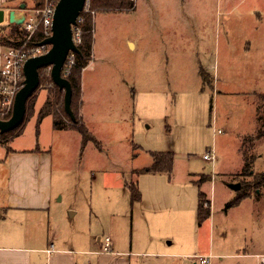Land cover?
<instances>
[{"label": "rangeland", "instance_id": "374dc122", "mask_svg": "<svg viewBox=\"0 0 264 264\" xmlns=\"http://www.w3.org/2000/svg\"><path fill=\"white\" fill-rule=\"evenodd\" d=\"M18 3L27 5L26 14L35 5L18 0L20 12ZM93 20V58L82 72L74 110L80 115L83 106L84 124L101 151L91 142L83 148L75 130L56 131L51 118L40 125L32 117L38 93L48 90L60 113L58 87L43 80L25 124L0 141V206L10 194L37 204L47 184L52 208L0 217V234L18 228L23 218L17 215H26L25 229L54 233L58 209L67 217L77 213L62 236L74 224L103 243L116 238L125 250L155 236L172 249L199 237L200 248L213 245V254L250 252L259 260L241 264H264V186L223 213L225 202L237 200L264 170V137L255 140L264 130L258 120V113L264 116V0H137L134 11L98 13ZM11 32L0 30L4 38ZM40 77L51 78L50 68ZM60 95L65 110V92ZM34 151L40 158L48 153L45 173L22 158ZM208 152H215V163L203 160ZM153 153L173 154L172 175L138 173L151 167ZM127 184L137 185L140 202H132ZM237 184L239 191L231 189ZM201 186L215 221L207 230L199 229L197 215Z\"/></svg>", "mask_w": 264, "mask_h": 264}, {"label": "crops", "instance_id": "0c3cea01", "mask_svg": "<svg viewBox=\"0 0 264 264\" xmlns=\"http://www.w3.org/2000/svg\"><path fill=\"white\" fill-rule=\"evenodd\" d=\"M17 1L18 0H0V11L4 12V21L0 23V30L2 28H6L11 29L12 31V27L10 25H18L16 23L10 22V14L12 11L15 12L17 20H21L23 17L25 18L27 5L18 3L21 9L20 12L16 9ZM23 5L25 6L24 9H22ZM20 26L22 27V25ZM3 34L4 33H0V70L3 64V53L8 48L14 47L16 43H19V41L15 42L16 37L13 36L12 32L8 37L5 38L2 37ZM11 43H13L14 45H12ZM53 97V90L42 91L37 95V100L33 107L32 117H35L36 121H39L40 115L49 110L42 118L40 125L49 118H51L54 123ZM82 108L80 109V117L82 119V122L84 123ZM56 131L63 132V130ZM35 152L36 151H34V153L29 156H22V158L28 159L31 166L36 169L37 173L39 172V170H42V172L45 173L47 170L45 165L47 163L50 164L51 159L48 153L40 158ZM239 152L241 153V150ZM18 153L19 152H15V154H11V157L14 158ZM12 189L13 186H11V192ZM198 191V194L202 192L206 195L207 198L208 195L205 191H203L202 186L198 188ZM40 196L41 200L37 204H30L27 201L15 199L10 194L8 203H3L0 206V209L3 213L2 215L0 214L1 219L7 220L10 216L9 214H17L18 211H40L43 214L44 212H49L52 208L51 187L46 184V187L42 188ZM56 196L57 195H55V197ZM250 198L252 197H247L241 200L238 205L226 209L228 202L232 201L228 200L227 202H225L223 213L225 215H228L229 212L232 211V209H234L235 207L238 208L241 203H244ZM141 200L142 194L140 201ZM208 201L210 202V216L203 222V224L200 223V230H207L208 226L210 229H212L214 226L215 221H213L214 219H212L211 208L212 201ZM259 201L260 199L257 200V202ZM25 216L26 215L16 216L19 219L23 218L22 220L18 221L17 229L13 230L10 233L0 234V264H198L195 260L196 256L212 257V264H226L224 258L235 259L237 261H234L235 264H241L242 259L256 257L259 260V254H253L250 252L244 255L239 253L229 255L213 254V245L207 249L200 248L199 237L192 242L190 241V246H181L182 248L180 247L172 249L170 247L168 248L162 243L163 238L161 236H155L149 238L145 242L146 245L142 244V241H134L133 246L127 250H125L123 246L118 243L116 238L112 240L109 237L111 240L110 250L106 251L105 243H103L102 238L98 237L97 239H94V237L97 236L96 234L93 235L91 231L87 232L85 230H81L79 226L77 227L74 224H72L73 227L71 226L70 233L67 232L64 236L59 234V231H64L63 229L67 227V224L69 222L68 219L71 220L72 218L77 216L76 212H70V216L67 217V215H65L63 211L54 209V233H50L49 231L48 235L46 236H44L43 234L41 235V232L30 228L25 229L22 224V222H25L26 220ZM37 226L38 225H36V227ZM42 231H44V229H42ZM136 243L137 245H135ZM218 258V263H215L214 259ZM253 264L259 263L258 261H256V263H254L253 261Z\"/></svg>", "mask_w": 264, "mask_h": 264}, {"label": "trees", "instance_id": "16d2710c", "mask_svg": "<svg viewBox=\"0 0 264 264\" xmlns=\"http://www.w3.org/2000/svg\"><path fill=\"white\" fill-rule=\"evenodd\" d=\"M137 1V0H136ZM136 1L132 0H90V10L94 12L96 15L98 13H116V12H129L134 11L136 9ZM35 5L34 8L41 9L45 5V0H34ZM81 17L84 18V22L81 25V37H82V43L79 45V53L75 55V65L73 66L70 74L67 76V79L72 85L73 89V97H72V104L71 109L74 115V119H72L63 109L62 110V99H61V91L59 88H57L56 93V103L60 108L59 111L54 110V128L56 130H65V129H72L77 131L82 136V147L85 148L87 144L94 143L95 146L101 151V143L96 139V137L89 131V129L85 126V124L82 122V119L79 115V113H76L74 110L75 104H76V98L81 96V76L83 70L90 64L92 61L93 56V41H94V20L91 13H82ZM12 27V33L13 36L16 37V39L23 40L24 38V32L21 29L20 25H10ZM44 40V37L41 32H38L37 35L33 39V44H40ZM14 45L13 43H11ZM19 43H16L14 47H17ZM43 80L52 82L51 78H43L40 77V85H42ZM35 94V93H34ZM34 94L29 99L27 104V115L29 111V102L32 100ZM264 100V96L262 97ZM59 110V109H58ZM49 111V110H47ZM46 111V112H47ZM42 113L39 117V122H41L42 118L46 114ZM64 113L65 118H61L60 114ZM27 115L25 118L24 123L18 128H22V126L25 124ZM12 116V111L6 114L4 117H0V120H9ZM68 118V119H66ZM258 120L260 123H264V116H261V114L258 113ZM67 121V122H66ZM16 129L12 133H1L0 132V141L4 140V138L8 137L11 134H14L15 132L19 131ZM264 137V130L260 131L259 134H257L256 139H261ZM253 142V139H251ZM7 141V139H6ZM248 155H246L247 157ZM153 164L151 167L147 169H143L139 171V174H168L172 175L174 171V156L172 153H153ZM254 160V158H253ZM250 165L246 164L244 167V174L248 173L250 174ZM254 175V174H253ZM260 181L256 182L252 180L244 185L243 187V193L240 195V197L235 200L231 201L227 204L226 209L232 208L236 205H238L241 200L251 197L252 194L258 190V188H262L264 186V171L260 172ZM258 176V177H259ZM129 190L131 191V200L133 203L139 202L141 199V193L139 191V188L135 184L128 185ZM198 221L199 223H203L207 218L210 216V202L207 200L206 195L202 192L199 194V203H198Z\"/></svg>", "mask_w": 264, "mask_h": 264}, {"label": "water", "instance_id": "95a60500", "mask_svg": "<svg viewBox=\"0 0 264 264\" xmlns=\"http://www.w3.org/2000/svg\"><path fill=\"white\" fill-rule=\"evenodd\" d=\"M85 4L86 0H60L54 15L53 35L39 44L51 45L52 48L45 55L33 57L26 61L24 65V86L16 95L11 118L9 120H0L1 133H10L24 123L28 101L40 85V70L48 67H52L51 79L53 84L65 92V112L74 119L71 109L73 89L69 80L63 77L62 71L70 52L79 53V49L73 40V26L76 25ZM24 8L25 6L23 5L22 9ZM3 21L4 12L0 11V23ZM10 22L22 25L24 17L21 20H17L15 12L12 11ZM241 188V184L231 185V189L235 191H239Z\"/></svg>", "mask_w": 264, "mask_h": 264}, {"label": "built area", "instance_id": "2783aa9c", "mask_svg": "<svg viewBox=\"0 0 264 264\" xmlns=\"http://www.w3.org/2000/svg\"><path fill=\"white\" fill-rule=\"evenodd\" d=\"M59 2L60 0H45L43 8H33L29 10L28 13L25 14L24 22L21 27L25 34L24 40L19 41L17 47L8 48L3 53V64L0 70V116L4 117L9 112L13 111L16 95L24 86L22 82L25 78L24 65L26 61L33 57L45 55L51 50V45H39L33 44L32 42L38 32L42 33L44 40L52 37L53 20ZM89 4L90 0H86L85 7L81 14L91 13L94 19L96 14L90 10ZM81 14L77 19L76 25L73 26V40L77 48L82 43L81 25L84 22V18L81 17ZM28 44L32 46L30 45V47H27ZM75 55L76 53L70 52L63 67L62 75L63 73L67 76L70 74L75 65ZM48 68L52 71V67ZM203 160L209 163H215V153H206L203 156ZM110 244V238H105L106 251L110 250ZM195 260L198 264H212V257L196 256Z\"/></svg>", "mask_w": 264, "mask_h": 264}]
</instances>
